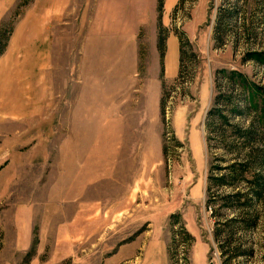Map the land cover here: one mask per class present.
Wrapping results in <instances>:
<instances>
[{"label":"rangeland","instance_id":"obj_1","mask_svg":"<svg viewBox=\"0 0 264 264\" xmlns=\"http://www.w3.org/2000/svg\"><path fill=\"white\" fill-rule=\"evenodd\" d=\"M142 1L136 71L63 77L57 26H67L61 41L76 40L80 47L86 36L78 27L80 13L95 21L101 1L0 0L7 39L0 55V264H264V203L255 200L257 225L238 231L233 242L247 252L231 261L229 253L221 255L226 232L217 238L215 229L225 226H217L212 211L229 217L250 211L222 206L218 193L212 209L206 206L210 169L226 166L235 152L229 144L215 147L216 139L208 148L205 128L207 111L223 94L230 114L224 141L248 140L254 154H264V65L245 59L249 51L264 52V0H176L172 7L164 0L160 20L157 0ZM224 10L234 12L230 23L237 31L228 28L226 45L219 47L213 32ZM35 19L49 22V44L28 39ZM159 26L176 37L179 49L177 34L189 43L177 82L181 65L179 55L172 75L174 48L161 76ZM49 60L55 77L47 85ZM233 72L236 81L228 77ZM76 80L85 89L90 83L99 88V104L96 120L86 124L88 151L68 155L69 125L63 120L74 108L62 109L61 91L67 85L73 95ZM162 82L170 84L164 118ZM50 83L57 95L47 98ZM230 123L251 130L237 137ZM70 127L78 131L79 125ZM245 176L254 181L252 170ZM25 233L30 245L20 250L18 236Z\"/></svg>","mask_w":264,"mask_h":264},{"label":"crops","instance_id":"obj_2","mask_svg":"<svg viewBox=\"0 0 264 264\" xmlns=\"http://www.w3.org/2000/svg\"><path fill=\"white\" fill-rule=\"evenodd\" d=\"M100 1L101 2L97 8L98 10L95 11L97 16L95 21L94 19H91L89 23L88 14L80 13L81 21L78 27H80V29L83 30L82 33L86 35L84 38H81L80 47L78 46L76 40H73L72 42L69 40L61 41L65 34L64 29H67V26H65L63 21L61 25L57 26V28L60 29V32L57 34V43L59 44L57 69L61 76L87 77L100 73H124V71H136L139 59V40L137 36L138 28L139 24H142V21L144 20L143 1L124 0V2L120 4H118L116 0ZM175 2L176 0H166L165 6L169 4L172 7ZM57 7H60L59 12L62 15L63 7ZM48 23V21H45V23H39L36 19L35 21L33 20V23H31L28 28V39L30 41L32 39L31 42H33V40H39L41 43L49 44L50 33L48 26L50 24ZM74 29V35H76V27H74ZM76 36L74 37L76 38ZM72 44L75 46L73 47ZM173 48L176 50L177 54L174 61L176 68L180 55L178 40L174 35L169 34L166 42V56L163 61L165 75L167 73V66L169 63V53ZM52 66L54 67V64L51 63L50 60L45 66V68H49V72L45 77V83L47 85L49 84L51 78L55 77L54 74L52 75L50 73V67ZM175 71L176 72H173L172 74L174 76L177 73V68ZM89 85V88L85 89V87L80 83H77L76 80V84H74L75 90L72 92L73 95L68 96L69 92H67V85H64V89L61 91L62 109H65V107H68L69 110L70 108H74L72 115L70 110V114L63 120V124L65 126L69 125V139L67 137V140H69L67 141L69 151L66 153L68 155H82V152L85 154L88 151V147L85 146V139L87 138L86 124L96 120V118H92V115L95 113L96 105L99 104V102L96 101L99 98V94L96 93L99 88L97 86L95 87L92 83ZM49 88V92L45 90L46 97L48 98V96L52 95L56 96V87H53L50 83ZM50 103L48 105L49 108L54 105V102ZM71 124H78V131L71 128ZM81 124L83 125L80 127ZM18 237V247L20 250H24L28 247V245H30V237L27 233L19 234Z\"/></svg>","mask_w":264,"mask_h":264},{"label":"trees","instance_id":"obj_3","mask_svg":"<svg viewBox=\"0 0 264 264\" xmlns=\"http://www.w3.org/2000/svg\"><path fill=\"white\" fill-rule=\"evenodd\" d=\"M163 2L164 0H157V6L156 10L158 12L159 20L161 18V14L163 11ZM231 10V9H230ZM234 9H232L233 11ZM233 14L234 12L231 11H221L218 14V17L216 19V27L214 28V34H215V41L219 44V47L226 45L225 36L227 35V29L231 28L233 35H235L237 31V25L230 23V21H233ZM158 31V44L157 48L160 54V68H161V76L163 75L164 69H163V59H164V52L166 47V37L162 27L159 26ZM178 39L180 40L181 47L179 49L180 53V65L183 64L187 60V53L184 50V46L189 47V43L186 38L183 36L180 37L179 34ZM254 37V36H253ZM256 37V36H255ZM257 39V38H256ZM6 42L7 39L3 35L2 27L0 28V55L3 54L5 48H6ZM246 60H252L255 63H260L264 65V52L263 51H256L246 54L245 57ZM180 71L177 76V78L174 80L175 82L179 81L180 79H183V66H180ZM220 74H224V72L220 71ZM236 73H230L228 75L229 78L232 80H237L234 78V75ZM239 76V75H238ZM227 76L225 78L228 79ZM241 77V76H239ZM168 83L162 82V102L160 104V114L164 118L167 113L166 112V97L168 96L167 89L169 88ZM226 97L223 94L217 95L216 99L214 101V106L208 110L206 118H205V128L207 131L206 135V141L208 142V148L211 149L212 142L211 139H216L215 147H219L218 143L222 145V143H225L227 146L229 144V148L231 147L235 152V157L231 158V161L227 163V165L224 167H221L220 163H217L214 168L210 169V175L208 177V183L206 184V193H207V202L206 206L210 209H212V205H215L217 193L220 194L219 198L224 203L225 207L230 206L231 209H239L243 210L245 207L248 206L249 214H247V217H244L242 215L237 214V211L235 210L233 214V217H229L223 213L216 214L215 211H212L213 216L216 217V224H224L225 228L220 229L219 227L215 229V236L217 238L220 237V235H223V233L226 234V243H221V255L226 256L227 255V261H231L234 259V257H237L241 254H245L247 250L244 248L242 244L239 243H233L235 241V235L238 231L242 230V232L248 231V228H254L257 225V221L260 218V214H253L256 212V207H254L253 201L264 203V154H254L253 147H251L250 141L245 140L242 141L237 140H231L230 142H226L225 137V130H224V124L228 123V116L226 115V112L223 109V102L224 98ZM229 97V96H228ZM230 98V97H229ZM231 99V98H230ZM250 104V101H249ZM232 111L237 112L239 110V105L232 102L231 104ZM226 106V105H224ZM232 112V113H234ZM230 126H232L235 130L236 136L243 137L245 134H248L251 129H244L243 126H240L238 123H230ZM247 137V136H246ZM225 145V146H226ZM217 149V148H216ZM215 149V152H216ZM214 152V153H215ZM246 156V157H245ZM217 159H219L217 157ZM252 170L254 172V181L247 183L249 180L246 179V172L248 170ZM222 170H228L227 172H223ZM253 183V184H252ZM252 184L251 187H247L246 189H242V186H249ZM220 188H229V191L227 194H225L223 191H219ZM220 192V193H219ZM254 207V208H253ZM253 208V209H251ZM235 244V245H233ZM234 246L232 249H229L230 246ZM227 246V247H225Z\"/></svg>","mask_w":264,"mask_h":264}]
</instances>
